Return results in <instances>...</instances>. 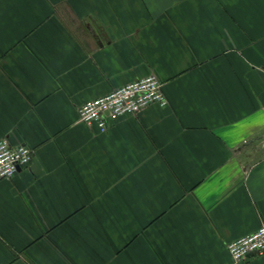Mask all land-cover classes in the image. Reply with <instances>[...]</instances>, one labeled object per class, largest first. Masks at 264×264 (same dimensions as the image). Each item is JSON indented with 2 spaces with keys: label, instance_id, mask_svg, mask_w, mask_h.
<instances>
[{
  "label": "crops",
  "instance_id": "crops-1",
  "mask_svg": "<svg viewBox=\"0 0 264 264\" xmlns=\"http://www.w3.org/2000/svg\"><path fill=\"white\" fill-rule=\"evenodd\" d=\"M155 74L167 104L78 119ZM0 264H264V0H0Z\"/></svg>",
  "mask_w": 264,
  "mask_h": 264
},
{
  "label": "built area",
  "instance_id": "built-area-1",
  "mask_svg": "<svg viewBox=\"0 0 264 264\" xmlns=\"http://www.w3.org/2000/svg\"><path fill=\"white\" fill-rule=\"evenodd\" d=\"M155 74H147L124 83L106 94L85 101L78 109V119L94 124L98 131H105L106 120L126 114H137L151 104L164 106L167 98L162 82ZM33 149L23 143L11 145L7 138H0V179L12 176L19 167L27 166ZM234 261L245 259L248 254L264 253V224L256 230L229 241L225 247Z\"/></svg>",
  "mask_w": 264,
  "mask_h": 264
}]
</instances>
